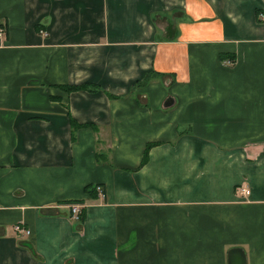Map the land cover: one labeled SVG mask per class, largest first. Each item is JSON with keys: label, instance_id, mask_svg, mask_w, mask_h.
Returning a JSON list of instances; mask_svg holds the SVG:
<instances>
[{"label": "crops", "instance_id": "obj_1", "mask_svg": "<svg viewBox=\"0 0 264 264\" xmlns=\"http://www.w3.org/2000/svg\"><path fill=\"white\" fill-rule=\"evenodd\" d=\"M0 29V264H264V0H0Z\"/></svg>", "mask_w": 264, "mask_h": 264}, {"label": "trees", "instance_id": "obj_2", "mask_svg": "<svg viewBox=\"0 0 264 264\" xmlns=\"http://www.w3.org/2000/svg\"><path fill=\"white\" fill-rule=\"evenodd\" d=\"M63 89L65 91L72 92V91H79V90L88 89V87L83 85V86L63 87ZM75 126L80 128L81 125L75 124ZM81 127H85V126H81ZM157 145H160V144L159 143H148L147 144L146 149L144 151V158H143V161L141 163V166L145 165L148 162L150 150ZM86 192L90 195L91 198L97 197V190L93 186L86 188ZM72 203L82 204V201H75ZM81 215H83V213H81ZM81 217H83V216H81Z\"/></svg>", "mask_w": 264, "mask_h": 264}, {"label": "built area", "instance_id": "obj_3", "mask_svg": "<svg viewBox=\"0 0 264 264\" xmlns=\"http://www.w3.org/2000/svg\"><path fill=\"white\" fill-rule=\"evenodd\" d=\"M4 36V31L2 29H0V37H3ZM232 61L231 60H228L226 61V64L228 65H232ZM97 192H99V194H102V189L100 187H97L96 188ZM242 195L243 196H248L250 195V191L249 190H246V189H242ZM71 209V216H73V218H78L81 214V206L80 205H72L70 207ZM15 231L18 233V234H24L26 236L30 235V231L26 228L23 227L22 224H17L15 226Z\"/></svg>", "mask_w": 264, "mask_h": 264}, {"label": "water", "instance_id": "obj_4", "mask_svg": "<svg viewBox=\"0 0 264 264\" xmlns=\"http://www.w3.org/2000/svg\"><path fill=\"white\" fill-rule=\"evenodd\" d=\"M227 264H247L245 252L241 248H233L228 252Z\"/></svg>", "mask_w": 264, "mask_h": 264}]
</instances>
